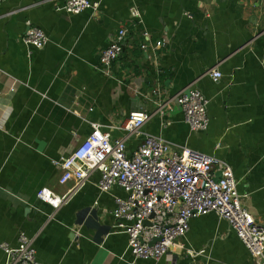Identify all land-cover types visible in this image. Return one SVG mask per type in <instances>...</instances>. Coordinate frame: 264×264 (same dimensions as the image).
I'll return each instance as SVG.
<instances>
[{"label": "crops", "instance_id": "obj_1", "mask_svg": "<svg viewBox=\"0 0 264 264\" xmlns=\"http://www.w3.org/2000/svg\"><path fill=\"white\" fill-rule=\"evenodd\" d=\"M65 1H0V243L16 246L25 232L46 264H255L214 212L192 218L160 259L134 258L112 213L115 196L126 193L100 191L98 171L58 208L37 192L69 190L73 182H59L54 162L93 122L121 138L129 114L146 109L152 117L140 135L126 137L128 153L151 134L216 156L232 167L243 204L264 225V0H91L98 10L79 13L58 10ZM28 24L47 34L44 47L22 41ZM121 28L123 51L106 72L100 53ZM189 85L209 100L205 130L192 131L176 103L156 112L158 97Z\"/></svg>", "mask_w": 264, "mask_h": 264}, {"label": "built area", "instance_id": "obj_2", "mask_svg": "<svg viewBox=\"0 0 264 264\" xmlns=\"http://www.w3.org/2000/svg\"><path fill=\"white\" fill-rule=\"evenodd\" d=\"M98 7L99 2L91 0H66L57 9L79 13L86 9L96 11ZM126 34L127 29L121 28L101 51L102 70L109 72L121 55ZM21 39L27 46L36 48L44 47L49 41L47 34L32 24H28ZM161 44V40L156 42V46ZM210 74L214 79L222 76L217 68ZM152 93L159 96L160 89L156 87ZM155 102L156 112L161 114L178 104L192 131L205 130L209 125V100L193 86L166 99L158 97ZM151 117L152 113L146 109L132 111L124 124L126 136L121 138H112L101 124L93 122L91 133L69 155L54 162L60 170L59 182L72 181L73 185L63 195L42 187L38 197L58 208L98 171L100 191L111 192L114 186H119L126 193L125 197L115 196L112 213L116 228L128 236L127 249L134 258L160 259L187 233L192 218L214 212L229 222L255 264H264V225L243 204L246 195L238 191L228 163L188 146L174 147L164 138L151 134H145L137 148L128 153L126 137L140 135ZM0 247L6 254L4 264H46L37 259L34 237L25 232L19 234L16 246L1 242Z\"/></svg>", "mask_w": 264, "mask_h": 264}, {"label": "water", "instance_id": "obj_3", "mask_svg": "<svg viewBox=\"0 0 264 264\" xmlns=\"http://www.w3.org/2000/svg\"><path fill=\"white\" fill-rule=\"evenodd\" d=\"M154 241H156V239H154Z\"/></svg>", "mask_w": 264, "mask_h": 264}]
</instances>
